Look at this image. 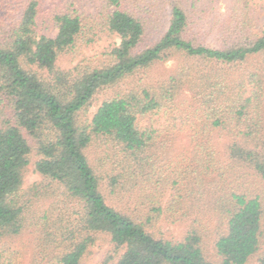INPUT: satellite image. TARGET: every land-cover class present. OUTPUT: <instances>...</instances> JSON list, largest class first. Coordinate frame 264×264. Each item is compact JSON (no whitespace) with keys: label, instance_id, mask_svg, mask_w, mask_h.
I'll use <instances>...</instances> for the list:
<instances>
[{"label":"trees","instance_id":"trees-1","mask_svg":"<svg viewBox=\"0 0 264 264\" xmlns=\"http://www.w3.org/2000/svg\"><path fill=\"white\" fill-rule=\"evenodd\" d=\"M38 5L26 0L0 39V264L22 262L12 242L25 228L35 238L28 264H80L98 232L112 244L101 264L117 254L115 264H246L258 254L264 0H100L96 13L119 42L104 63L67 70L57 61L83 37L82 13L55 9L51 37L35 31ZM170 56L172 73L119 91L88 116L97 91ZM24 134L37 143L32 162ZM177 136L187 147L174 155ZM29 166L79 204L75 224L44 233L33 224L31 206L45 197L32 199L34 185L22 191ZM175 222L186 224L182 236L164 235Z\"/></svg>","mask_w":264,"mask_h":264},{"label":"rangeland","instance_id":"rangeland-1","mask_svg":"<svg viewBox=\"0 0 264 264\" xmlns=\"http://www.w3.org/2000/svg\"><path fill=\"white\" fill-rule=\"evenodd\" d=\"M26 0H0V39L9 37L11 28L17 23L21 15L22 9ZM39 14L36 19L35 31L37 34H43L46 36H55L57 28L54 22L51 20L52 13L55 9H62L69 7L71 9H77L79 13H82V20L84 23V32L81 40L75 44L73 48L61 55L57 61L60 68L67 70L77 63L98 65L104 63L108 58L105 55L107 51L115 44L119 42V38L115 34H110L103 23L102 17L97 10L100 8V0H38ZM260 21H264V15H262ZM163 19V18H162ZM160 27H163L160 26ZM153 29L154 34L149 35L147 41L154 39L158 36L157 31L159 28ZM163 29V28H162ZM161 30V29H160ZM206 43L215 45L216 40L213 37H203ZM177 64V59L174 56L165 61L156 63L150 68L143 69L135 75L128 77L117 84L100 89L94 95V98L89 106L87 113L90 117L95 111L97 106L106 98L112 97L119 91L130 88L133 85H142L150 81H155L161 77H165L172 73ZM157 117L155 116L154 119ZM160 120V118L158 119ZM28 140L31 151L29 154L30 162L37 158L36 140L31 136L24 134ZM178 137V136H177ZM172 150L173 154L182 152L187 147L184 139L173 138ZM224 140V139H223ZM100 142V141H99ZM101 143V142H100ZM104 143V142H103ZM218 148H222L223 141L218 142ZM90 158L93 159L98 153V149L93 145L91 147ZM102 150V149H101ZM32 188V199H36L38 196L43 195L45 199L35 200L29 211L30 218L34 221L37 229L44 233L45 231H54L57 226L62 225L68 227L70 223H76L77 215L80 211L79 204L67 197L64 190L58 185L43 178L40 174L33 171L29 166L23 175L22 191ZM39 185V186H38ZM47 209L46 218L43 216L42 211ZM48 215V216H47ZM29 218L30 221H32ZM184 222H175L163 224L161 231L166 236L173 238H180L185 229ZM32 228H25L19 237L13 240L12 244L19 248L20 254H18L20 264H28L29 254L31 252V239L34 238ZM94 244L89 248L87 253L82 257L80 264H101L108 252L112 248L110 237L103 232L95 233ZM35 239V238H34ZM264 249L262 244L260 251L255 256L251 257L246 264H257V258L259 253ZM214 250L211 246L208 247L209 258L214 260ZM119 254L114 257L111 264H115Z\"/></svg>","mask_w":264,"mask_h":264}]
</instances>
